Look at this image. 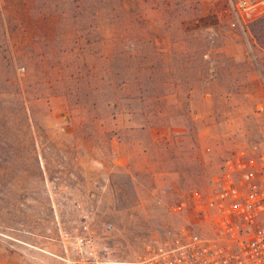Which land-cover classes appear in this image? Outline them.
I'll return each instance as SVG.
<instances>
[{
  "label": "rangeland",
  "instance_id": "374dc122",
  "mask_svg": "<svg viewBox=\"0 0 264 264\" xmlns=\"http://www.w3.org/2000/svg\"><path fill=\"white\" fill-rule=\"evenodd\" d=\"M235 1L0 0V264L205 230L191 194L264 153V13Z\"/></svg>",
  "mask_w": 264,
  "mask_h": 264
},
{
  "label": "built area",
  "instance_id": "2783aa9c",
  "mask_svg": "<svg viewBox=\"0 0 264 264\" xmlns=\"http://www.w3.org/2000/svg\"><path fill=\"white\" fill-rule=\"evenodd\" d=\"M229 6L235 17L233 27L239 20L264 13L250 0H236ZM210 184L204 196L191 194L195 225L205 230L151 238L133 262L116 263L95 252L84 225L67 264H264V153L228 155Z\"/></svg>",
  "mask_w": 264,
  "mask_h": 264
}]
</instances>
